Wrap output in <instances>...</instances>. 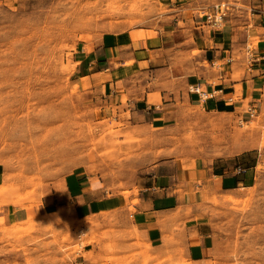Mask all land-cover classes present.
I'll return each instance as SVG.
<instances>
[{
    "label": "rangeland",
    "instance_id": "obj_1",
    "mask_svg": "<svg viewBox=\"0 0 264 264\" xmlns=\"http://www.w3.org/2000/svg\"><path fill=\"white\" fill-rule=\"evenodd\" d=\"M195 1L198 10L192 13L224 3L229 15L244 21L252 16L247 0ZM162 2L1 1L0 264H264L263 159L253 181L226 191L206 186L195 204L180 207L176 234L168 235L173 245L164 248H154L135 226L132 205L88 218L56 205L64 178L75 170L99 174L109 189L129 194L137 169L129 161L155 149L158 156L177 157L183 167L202 166L205 174L216 161L235 167L241 160L247 170L251 152L247 161L242 153L254 139H261L264 153L262 116L240 106L236 112L209 111L191 103L188 86L167 128L132 131L129 114L118 120L123 109L93 88L101 81L79 78L74 61L79 45L92 47L109 34L139 36L137 29L146 27L153 35L173 29V11ZM195 25L178 28L201 31ZM210 30L205 27L207 35ZM243 57L247 60L246 53ZM188 220L206 223L213 236L212 254L203 262L189 257Z\"/></svg>",
    "mask_w": 264,
    "mask_h": 264
},
{
    "label": "crops",
    "instance_id": "obj_2",
    "mask_svg": "<svg viewBox=\"0 0 264 264\" xmlns=\"http://www.w3.org/2000/svg\"><path fill=\"white\" fill-rule=\"evenodd\" d=\"M162 3L173 11V29H157L153 35L154 30L146 27L137 29L142 31L140 37H132L131 32L123 36L109 34L97 39L92 47L79 45L74 52L79 78H89L91 84L100 80L93 88L101 98L112 99L117 108L123 109L117 112L118 120H125L129 114L132 131L159 133L167 128L169 113L178 99L185 97L188 86L207 92V98L201 99L189 88L191 103L222 113L229 109L236 112L240 106L262 116L264 124V1L260 4L258 0H247L246 4L253 6L249 20L231 14L221 29H211L208 35V26L198 18L209 9L202 8V14L192 13L198 10L195 0ZM185 10L190 13L185 14ZM180 23L185 28L197 24L195 28L201 31L179 29ZM260 143V138L254 139L251 149L242 153L247 161L251 152L253 163L247 170L240 166L241 160L235 167L216 161L205 174L202 166L183 167L177 157L158 156L157 149L133 156L129 163L137 169L131 173L127 195L109 189L99 174L75 170L64 178L56 205L78 218L128 211L132 205L135 226L151 245L156 249L172 246L168 235L176 234L174 226L181 218L178 209L195 204L206 186L226 191L253 181L254 169L264 160ZM134 199L138 202L132 204ZM186 223L189 257L193 263L203 262L212 254L213 236L204 222Z\"/></svg>",
    "mask_w": 264,
    "mask_h": 264
},
{
    "label": "built area",
    "instance_id": "obj_3",
    "mask_svg": "<svg viewBox=\"0 0 264 264\" xmlns=\"http://www.w3.org/2000/svg\"><path fill=\"white\" fill-rule=\"evenodd\" d=\"M229 16L228 9L224 3L214 5L212 9L204 14V23L211 27L213 30L221 29ZM191 93L199 95L201 99L207 98V92L201 90L198 86H193L190 88Z\"/></svg>",
    "mask_w": 264,
    "mask_h": 264
}]
</instances>
